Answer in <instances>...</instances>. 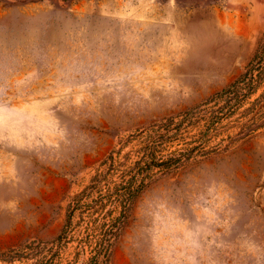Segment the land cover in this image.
Returning <instances> with one entry per match:
<instances>
[{"label":"rangeland","instance_id":"374dc122","mask_svg":"<svg viewBox=\"0 0 264 264\" xmlns=\"http://www.w3.org/2000/svg\"><path fill=\"white\" fill-rule=\"evenodd\" d=\"M0 264H264V0H0Z\"/></svg>","mask_w":264,"mask_h":264},{"label":"trees","instance_id":"16d2710c","mask_svg":"<svg viewBox=\"0 0 264 264\" xmlns=\"http://www.w3.org/2000/svg\"><path fill=\"white\" fill-rule=\"evenodd\" d=\"M78 200H79V199H78ZM78 200H77V201H78ZM78 202H79V201H78ZM73 207H75V205H71V209H73Z\"/></svg>","mask_w":264,"mask_h":264}]
</instances>
